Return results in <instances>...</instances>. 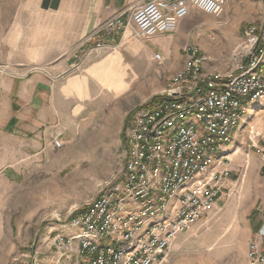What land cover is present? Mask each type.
I'll return each instance as SVG.
<instances>
[{
  "label": "rangeland",
  "instance_id": "rangeland-1",
  "mask_svg": "<svg viewBox=\"0 0 264 264\" xmlns=\"http://www.w3.org/2000/svg\"><path fill=\"white\" fill-rule=\"evenodd\" d=\"M36 6L37 0H0V71L25 78L43 72H84L70 64L79 42L72 29L75 23L51 20ZM181 21V62L187 57L185 47L192 43L206 53L208 69L226 71L246 40L247 27L264 24V0H228L219 16L193 10ZM144 42L129 41L121 50L131 69L126 91L116 94L103 88V105L92 108L95 118L85 124L74 119L73 134L53 139L60 146L51 156L27 158L22 173L12 174L7 183L0 181V264L82 263L78 251H58L55 238L67 234L64 225L76 212L118 179L134 111L160 95L175 67L181 66L176 58L162 65L149 60ZM102 74L109 75L104 82L118 85L113 73ZM96 101L85 103L92 107ZM246 108L235 127V139L218 153H228L230 160L223 164L231 172L222 197L206 217L175 239L162 264L248 263V245L258 238L264 221L262 162L251 146L261 140L256 132L264 134V99Z\"/></svg>",
  "mask_w": 264,
  "mask_h": 264
},
{
  "label": "built area",
  "instance_id": "built-area-1",
  "mask_svg": "<svg viewBox=\"0 0 264 264\" xmlns=\"http://www.w3.org/2000/svg\"><path fill=\"white\" fill-rule=\"evenodd\" d=\"M227 2L147 0L102 28L112 35L132 28L135 38L147 39L174 33L192 8L219 16ZM100 34L85 37L88 51L72 68L117 47L113 39L98 40ZM245 36L226 71H206V53L192 43L185 47L183 68L160 95L134 111L118 179L64 225L67 234L55 238L58 251H78L80 264H162L175 239L214 209L231 172L223 165L228 153H218L235 139L246 107L264 99V24L249 25ZM154 58L163 64L160 52ZM256 135L261 140L251 146L264 176V134ZM247 258V264H264V221Z\"/></svg>",
  "mask_w": 264,
  "mask_h": 264
},
{
  "label": "crops",
  "instance_id": "crops-1",
  "mask_svg": "<svg viewBox=\"0 0 264 264\" xmlns=\"http://www.w3.org/2000/svg\"><path fill=\"white\" fill-rule=\"evenodd\" d=\"M146 1L37 0L35 8L40 14L48 13L51 20L56 18L60 22L75 23L72 29L76 30L75 36L79 42L72 55V67L79 63L88 51L85 37L98 30H101L98 40L113 39L117 47L99 56L90 55L82 61L81 66L76 64L80 66L76 70H85L79 74L68 75L65 71V75L61 76L63 73L59 75L57 71H53L54 74L43 72L25 78L0 71V181L7 183L12 174L22 173L25 163L28 162L27 158L51 156L56 151L53 139L58 135H63L65 139L69 134H73L74 119H83L85 124L95 118L96 112L92 108L103 105V88L110 87L116 94L128 89L131 69L124 62L121 50L129 41L146 40L145 51L149 60H155L154 55L158 51L163 55L164 63L168 59L176 58L181 65L175 67L176 71L182 69L185 60L181 62L178 42V32L183 28L182 21L177 32L156 34L147 39L135 38L132 28L116 35L108 34L102 28L109 18L127 15L134 7ZM25 9L29 10L30 6H25ZM193 10L198 11L197 8H192L191 12ZM68 60L70 61L69 58ZM204 67L206 71L215 70ZM105 71L113 73L111 77L118 83L117 86L110 85L111 81L102 80L109 76H103ZM121 79L124 83H121ZM91 98L97 99L92 107L85 103Z\"/></svg>",
  "mask_w": 264,
  "mask_h": 264
},
{
  "label": "bare ground",
  "instance_id": "bare-ground-1",
  "mask_svg": "<svg viewBox=\"0 0 264 264\" xmlns=\"http://www.w3.org/2000/svg\"><path fill=\"white\" fill-rule=\"evenodd\" d=\"M231 214L234 215V209H233V208H231L230 211H229V215H230V216H231ZM240 235H244V233H241ZM237 236H238V235H237Z\"/></svg>",
  "mask_w": 264,
  "mask_h": 264
},
{
  "label": "trees",
  "instance_id": "trees-1",
  "mask_svg": "<svg viewBox=\"0 0 264 264\" xmlns=\"http://www.w3.org/2000/svg\"><path fill=\"white\" fill-rule=\"evenodd\" d=\"M83 208V207H82Z\"/></svg>",
  "mask_w": 264,
  "mask_h": 264
}]
</instances>
